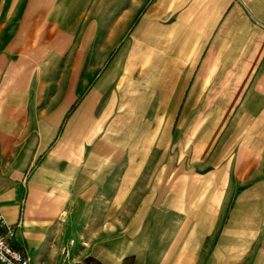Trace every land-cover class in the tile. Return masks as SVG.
I'll return each mask as SVG.
<instances>
[{
	"label": "crops",
	"instance_id": "1",
	"mask_svg": "<svg viewBox=\"0 0 264 264\" xmlns=\"http://www.w3.org/2000/svg\"><path fill=\"white\" fill-rule=\"evenodd\" d=\"M102 36L125 43L101 70ZM197 131L212 169L183 195L160 140ZM231 168L264 173V0H0V215L28 264H264Z\"/></svg>",
	"mask_w": 264,
	"mask_h": 264
},
{
	"label": "rangeland",
	"instance_id": "2",
	"mask_svg": "<svg viewBox=\"0 0 264 264\" xmlns=\"http://www.w3.org/2000/svg\"><path fill=\"white\" fill-rule=\"evenodd\" d=\"M95 42L100 43L102 45V48L105 49V51H102V53L96 54L97 57L101 55V70L106 67L107 61L110 59V57L113 55V51L117 48V45L124 44L125 38H111V37H105L102 36L101 38H95ZM91 43H94V38H91ZM89 60V58H87ZM97 69V73H99ZM129 119V118H128ZM126 118H119L118 125H119V135H121L122 140H124L128 135H133L134 140H139L138 135H142L140 130L142 131V127L140 126L141 123L138 125H135V127L130 131V129L127 130L128 127H126ZM188 129L193 131L194 125L190 124L188 125ZM184 127V125H183ZM199 129H201L199 127ZM190 132V131H189ZM174 134L167 133L165 136V139L160 138V141H165L166 143V169L167 172H179L185 176V180L179 182V185H181V192L183 195L188 193V190L195 188H200L202 184H204V181H196L193 179L192 174L198 173L203 174L206 173L209 169H212V165L209 164L211 153L213 152V148H206V136L207 133L204 131H197L196 133H182L180 138L177 136L173 138ZM189 136H196L197 141H190L187 137ZM215 151V148H214ZM150 157H153L156 155V150L153 149L152 145L150 150L147 151V154ZM172 165H169V164ZM163 167V166H162ZM245 167V166H243ZM235 168V167H233ZM231 168V180H230V188H231V196L229 198V202L227 201L224 206H227L229 203L233 204L235 203V199L239 192H244V190L249 189V192L254 191L255 193L258 192L257 198L254 197L253 193L251 192V195H243L242 198L245 199L244 203L246 204H259L264 205V173L257 175V180H244V178L240 181L237 179L238 173L237 169ZM247 168L245 171L247 174H251L254 171L253 165L246 166ZM242 176H245L244 174ZM192 178V179H191ZM167 203L173 199V197H166L165 198ZM184 199L187 201L188 197H184ZM183 204H186V202L183 201ZM185 214L178 215L174 218V215H169L168 213L162 214L159 218V228L161 229L162 233H167L171 230V228L175 227L177 225L178 221L184 220ZM181 217V218H179ZM220 226V224H219ZM219 230L215 229L213 230V234L211 235L216 239L218 236Z\"/></svg>",
	"mask_w": 264,
	"mask_h": 264
},
{
	"label": "built area",
	"instance_id": "3",
	"mask_svg": "<svg viewBox=\"0 0 264 264\" xmlns=\"http://www.w3.org/2000/svg\"><path fill=\"white\" fill-rule=\"evenodd\" d=\"M13 228L0 215V264H28L25 254L12 244ZM72 264H92L79 259Z\"/></svg>",
	"mask_w": 264,
	"mask_h": 264
},
{
	"label": "trees",
	"instance_id": "4",
	"mask_svg": "<svg viewBox=\"0 0 264 264\" xmlns=\"http://www.w3.org/2000/svg\"><path fill=\"white\" fill-rule=\"evenodd\" d=\"M86 261H88V262H90V259H85ZM126 261H129V258L127 257V258H124L123 260H122V262L124 263V262H126Z\"/></svg>",
	"mask_w": 264,
	"mask_h": 264
}]
</instances>
